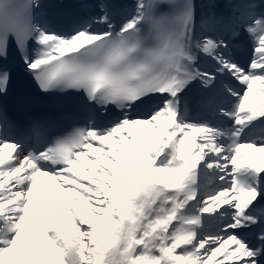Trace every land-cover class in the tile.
I'll return each instance as SVG.
<instances>
[{
  "label": "snow or ice",
  "instance_id": "snow-or-ice-1",
  "mask_svg": "<svg viewBox=\"0 0 264 264\" xmlns=\"http://www.w3.org/2000/svg\"><path fill=\"white\" fill-rule=\"evenodd\" d=\"M48 7L0 0V96L77 98L0 107V264H264V0Z\"/></svg>",
  "mask_w": 264,
  "mask_h": 264
},
{
  "label": "bare ground",
  "instance_id": "bare-ground-1",
  "mask_svg": "<svg viewBox=\"0 0 264 264\" xmlns=\"http://www.w3.org/2000/svg\"><path fill=\"white\" fill-rule=\"evenodd\" d=\"M200 2H201V0H200ZM46 179V178H45ZM49 183V182H48ZM57 182H52V187L53 188H55V184H56ZM41 189H43L42 187H41ZM44 189H46V191H49V186L47 187V188H44ZM51 197L50 196H48V200L50 199ZM57 205V204H56ZM47 207H48V205H47ZM59 210H60V208H59ZM58 210V211H59Z\"/></svg>",
  "mask_w": 264,
  "mask_h": 264
},
{
  "label": "rangeland",
  "instance_id": "rangeland-1",
  "mask_svg": "<svg viewBox=\"0 0 264 264\" xmlns=\"http://www.w3.org/2000/svg\"><path fill=\"white\" fill-rule=\"evenodd\" d=\"M62 195H63V194H61V196H62ZM58 204H59V206L61 207V206H62V200H59Z\"/></svg>",
  "mask_w": 264,
  "mask_h": 264
}]
</instances>
